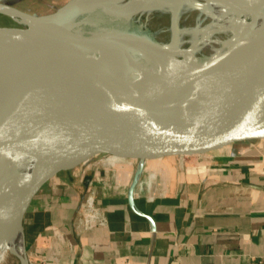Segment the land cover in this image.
<instances>
[{
	"label": "water",
	"instance_id": "95a60500",
	"mask_svg": "<svg viewBox=\"0 0 264 264\" xmlns=\"http://www.w3.org/2000/svg\"><path fill=\"white\" fill-rule=\"evenodd\" d=\"M5 1L0 0V14L16 18L25 27H0V91L16 108L0 118V149L37 143L56 153L45 159L25 191L23 235L32 198L65 172L88 165L111 171L130 167L135 181L156 174L152 167L167 158L184 165L206 151L264 140V69L248 68L246 60L233 57L232 51L215 59L200 58L198 65L158 81L84 73L71 69L54 52L101 51L104 47L95 39L119 38L124 32L107 30L91 36L77 32L81 22L75 19L89 13L85 0H70L43 16ZM40 19H45L43 26L33 28ZM260 56L264 59V54ZM237 73L242 79L210 92L220 97L179 96V92L207 87ZM83 77L92 79V87L73 96L68 90L70 80Z\"/></svg>",
	"mask_w": 264,
	"mask_h": 264
},
{
	"label": "crops",
	"instance_id": "0c3cea01",
	"mask_svg": "<svg viewBox=\"0 0 264 264\" xmlns=\"http://www.w3.org/2000/svg\"><path fill=\"white\" fill-rule=\"evenodd\" d=\"M151 170L153 202L131 204L130 167L81 166L44 185L23 220L29 264H264V140ZM92 191L107 226L83 231Z\"/></svg>",
	"mask_w": 264,
	"mask_h": 264
},
{
	"label": "bare ground",
	"instance_id": "6f19581e",
	"mask_svg": "<svg viewBox=\"0 0 264 264\" xmlns=\"http://www.w3.org/2000/svg\"><path fill=\"white\" fill-rule=\"evenodd\" d=\"M84 2L89 6V11L101 6L108 16L124 18L128 21H131L135 14L145 12L150 14L152 11L167 12L172 22V36L168 43H156L141 36L129 35L126 32L127 27L122 30L110 28L115 33L124 32L123 37L95 39L97 44L104 47L101 51L54 52L73 70L158 81L172 77L174 71L198 65L201 60L195 55V51L199 49L210 59L218 58L225 51L230 50L234 54L233 57L238 55L244 58L248 68L264 69V59L260 56L264 54V0H85ZM182 12H193L198 19L207 24L202 28L181 29L178 26V19ZM44 22L45 19H40L37 26L33 24L31 26L38 28L43 26ZM97 23L100 24L101 21L98 19ZM250 23H253L251 29H249ZM114 32L110 33L115 34ZM184 35L190 36L188 42L191 46L187 49L182 47ZM111 45L116 46V49L107 48ZM165 65L170 69H164L162 66ZM236 78L242 79L241 74L237 73L228 79L207 87L192 89L187 93L179 92V96L220 97L221 95H213L210 92L228 88ZM70 81L71 86L68 90L73 96L86 93L93 85L92 79L86 77H83V80ZM15 111L16 108H12L11 102L0 91V118ZM49 156L56 157V153L37 143H15L0 149V264L9 254L19 256L20 264H29L20 226L23 202L27 195L25 191Z\"/></svg>",
	"mask_w": 264,
	"mask_h": 264
},
{
	"label": "rangeland",
	"instance_id": "374dc122",
	"mask_svg": "<svg viewBox=\"0 0 264 264\" xmlns=\"http://www.w3.org/2000/svg\"><path fill=\"white\" fill-rule=\"evenodd\" d=\"M70 0H6L5 3L18 8L26 13L43 16L56 12ZM98 6L93 8L89 13L79 15L75 20L81 22L77 32L85 35H100L101 33L114 32L112 29L128 28L129 32L146 36L156 43H168L172 36V22L167 12L152 11L137 14L131 21L124 18H113ZM111 18V19H110ZM167 18V19H166ZM98 19L101 23H97ZM169 19V20H168ZM94 23V24H92ZM119 23V24H118ZM207 23L202 22L193 12H182L178 19V26L181 29H193L196 27H204ZM114 26V27H113ZM0 27H25L23 24L16 22L11 17L0 14ZM182 47L187 49L191 44L189 35L182 37ZM195 55L199 58H206L204 51L197 50ZM1 264H20V260L9 254L6 260Z\"/></svg>",
	"mask_w": 264,
	"mask_h": 264
},
{
	"label": "built area",
	"instance_id": "2783aa9c",
	"mask_svg": "<svg viewBox=\"0 0 264 264\" xmlns=\"http://www.w3.org/2000/svg\"><path fill=\"white\" fill-rule=\"evenodd\" d=\"M156 174L147 175L135 180L129 190L128 196L131 204H134L135 195L146 196L147 200L153 202L156 200V194L153 191ZM80 225L83 231H91L98 227L107 226V216L103 208H100L96 202L95 193L90 192L89 196L80 208Z\"/></svg>",
	"mask_w": 264,
	"mask_h": 264
}]
</instances>
